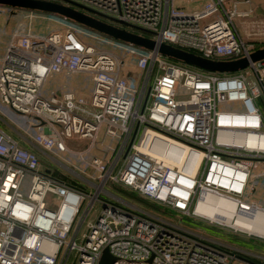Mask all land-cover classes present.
Masks as SVG:
<instances>
[{"label": "built area", "instance_id": "2783aa9c", "mask_svg": "<svg viewBox=\"0 0 264 264\" xmlns=\"http://www.w3.org/2000/svg\"><path fill=\"white\" fill-rule=\"evenodd\" d=\"M49 1L77 4L116 27L209 60L246 57L250 63L234 72L210 71L116 39L127 55H140L127 64L86 43L79 32L87 35L89 27L61 15L63 31L14 34L0 67V100L39 123L30 125L32 134L19 131L20 138L0 126V264H100L105 251L112 264L250 259L181 221L222 225L196 213L204 194L237 208H264L244 201L264 176V60L250 59L260 47L235 23L250 11L240 12L239 1L228 8V0H204L193 11L181 6L193 0ZM83 71L94 82L89 98L43 94L50 74ZM233 102L244 110L225 108ZM106 138L113 141L108 153H93ZM71 139L89 146L72 150ZM66 152L80 155L85 166L64 160ZM42 157L63 173L46 169ZM117 187L173 212L175 220L107 189Z\"/></svg>", "mask_w": 264, "mask_h": 264}, {"label": "rangeland", "instance_id": "374dc122", "mask_svg": "<svg viewBox=\"0 0 264 264\" xmlns=\"http://www.w3.org/2000/svg\"><path fill=\"white\" fill-rule=\"evenodd\" d=\"M60 3L66 4L68 6L74 7L76 9H80L79 7L72 5L66 1H59ZM193 2L187 1L182 2L181 6L185 10H190L192 8ZM82 10V9H80ZM9 13L6 19L9 20V26L13 27L12 33H10V41L13 39L14 34L16 33H31L34 35H47L54 31H63L65 30V21L64 19L57 14L43 13L35 10L24 9V8H14L6 5H0V14ZM87 35L79 32L80 36L84 39V41L88 44H92L96 46L97 49L107 50L113 52L121 59L125 60L127 64L134 65L137 63L139 56L135 55H127L125 51L117 44V40L113 37L111 38L108 35L101 34L96 32L90 28L86 29ZM141 34H145L143 32H138ZM253 42V41H250ZM255 47H261L263 43L253 42ZM68 76L72 77L74 82L77 84L76 88L81 93L82 96L89 98L92 94L94 88V82L92 79V74L89 71L77 72V73H69ZM49 86H51V82L49 80L46 81L44 89L46 90ZM45 94V91H43ZM186 90L182 91V94H185ZM261 107L264 112V101H261ZM1 108L4 112H6L7 117L9 118L11 124L7 126V130L10 132H25L26 130L31 134L35 131L34 128H31L30 125L32 123H39V121L31 116L22 117L18 113H15L9 106L0 103ZM225 108L228 110H244V106L242 103L233 102L225 105ZM13 130V131H12ZM89 140L83 139H71L68 141V145L72 150H81L85 149L89 146ZM113 143L112 139L106 138L102 139L101 142H98L95 145V148L92 149L93 153L98 155H104L108 153L109 144ZM57 152V151H56ZM58 153V152H57ZM64 160L69 161L73 165L77 167L85 166V160L78 154L72 152H66L62 154ZM89 155H86V158ZM43 165L47 169L48 167L55 172L57 175L63 173V169L59 166L57 162L49 159L48 157H42ZM43 167V168H44ZM30 175L26 177V187L25 191L28 190V185L30 182ZM113 193L117 194L129 200L139 207H143L153 211L155 213H159L161 215H165L168 218L175 220V214L158 206H145L139 201H136L133 198L127 197L119 191H114L111 188H107ZM244 201L247 203H256L258 205L264 206V176L260 177L256 181V191L251 197L244 198ZM184 224L198 232H201L209 237L222 240L230 245L238 247L239 249H243L246 251L248 257L258 263L264 264V238L257 237L254 235L247 234L245 232H241L235 230L233 228H229L226 226L218 225L210 223L207 220L201 218H183L181 220Z\"/></svg>", "mask_w": 264, "mask_h": 264}, {"label": "water", "instance_id": "95a60500", "mask_svg": "<svg viewBox=\"0 0 264 264\" xmlns=\"http://www.w3.org/2000/svg\"><path fill=\"white\" fill-rule=\"evenodd\" d=\"M0 5H6L14 8L37 10L50 14L66 16L67 18L79 24L87 26L103 34L109 35L114 39L122 40L125 42H131L133 44H136L138 46L147 49L158 48V50L162 54L168 57L177 59L186 64L196 66L198 68L205 70L216 71V72H234L246 68L250 63V60L246 57L233 61L209 60L195 53L177 48L170 44H166V43L158 44L155 40L149 37L127 31L126 29H121L105 21H102L94 16H91L80 9H76L74 7L56 1L0 0ZM75 5L78 6L77 4ZM250 59L252 61L264 60V46L254 51L251 54ZM260 209L264 210V208H260ZM239 259L244 260L249 264H261L244 257H239ZM113 262H114V258L108 253V251H105L100 264H112Z\"/></svg>", "mask_w": 264, "mask_h": 264}, {"label": "crops", "instance_id": "0c3cea01", "mask_svg": "<svg viewBox=\"0 0 264 264\" xmlns=\"http://www.w3.org/2000/svg\"><path fill=\"white\" fill-rule=\"evenodd\" d=\"M204 0H193L192 8L190 11H193L199 8ZM234 1H239L238 10L240 12H248L250 13L246 16H238L235 19L236 26L238 31L242 35V37L248 41L263 43L264 46V0H250V2H246V0H228L227 7L231 8ZM9 13L5 15V13L0 14V67L2 63V59L6 53L7 46L10 40V33L13 31V27L9 26V20L6 19ZM49 80L51 82V86H49L46 90L44 89L46 81ZM42 91H45V96L49 97L52 95H62L66 92H75L77 95H83L76 88L77 84L74 82L72 77L68 76L67 73H52L46 79ZM0 103L1 100H0ZM11 124L9 118L7 117L6 112H4L0 105V126L9 132L12 135L20 138L19 133L10 132L7 130V126ZM13 131V130H12ZM23 144V143H22ZM262 206V205H260ZM264 207V206H262ZM243 264H249L244 260H238V262ZM236 262L235 264H240Z\"/></svg>", "mask_w": 264, "mask_h": 264}, {"label": "bare ground", "instance_id": "6f19581e", "mask_svg": "<svg viewBox=\"0 0 264 264\" xmlns=\"http://www.w3.org/2000/svg\"><path fill=\"white\" fill-rule=\"evenodd\" d=\"M196 213L229 228L264 238V210L260 208H237L224 198L204 194L196 204Z\"/></svg>", "mask_w": 264, "mask_h": 264}, {"label": "trees", "instance_id": "16d2710c", "mask_svg": "<svg viewBox=\"0 0 264 264\" xmlns=\"http://www.w3.org/2000/svg\"><path fill=\"white\" fill-rule=\"evenodd\" d=\"M35 11H37V10H35ZM38 12H42V11H38ZM43 13H46V12H43ZM174 60H176V61H178V62H181V61H179V60H177V59H174ZM120 193H122V194H124L125 196H127V197H130V198H133V199H135L136 201H139L140 203H142L143 205H145V206H154L153 204H150V203H148L147 201H145L144 199H142V198H140L139 196H137L135 193H132V192H127V191H125L123 188H121V187H117L116 188ZM238 262V261H237ZM238 263H240V264H243V263H241V261L240 262H238Z\"/></svg>", "mask_w": 264, "mask_h": 264}]
</instances>
